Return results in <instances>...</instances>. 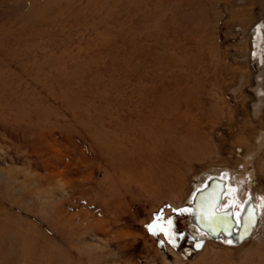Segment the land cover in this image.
<instances>
[{
    "label": "rangeland",
    "instance_id": "obj_1",
    "mask_svg": "<svg viewBox=\"0 0 264 264\" xmlns=\"http://www.w3.org/2000/svg\"><path fill=\"white\" fill-rule=\"evenodd\" d=\"M225 171L264 201V0H0V264H264V207L189 258Z\"/></svg>",
    "mask_w": 264,
    "mask_h": 264
},
{
    "label": "water",
    "instance_id": "obj_2",
    "mask_svg": "<svg viewBox=\"0 0 264 264\" xmlns=\"http://www.w3.org/2000/svg\"><path fill=\"white\" fill-rule=\"evenodd\" d=\"M230 179V172H220L208 177L192 194L188 225L203 237L198 240L188 233V241L196 245L189 258L200 253L208 240L239 247L258 230L261 213L256 198L247 194L242 199L236 191L238 186L230 195Z\"/></svg>",
    "mask_w": 264,
    "mask_h": 264
},
{
    "label": "bare ground",
    "instance_id": "obj_3",
    "mask_svg": "<svg viewBox=\"0 0 264 264\" xmlns=\"http://www.w3.org/2000/svg\"><path fill=\"white\" fill-rule=\"evenodd\" d=\"M205 182H203V183H201L200 185H198L196 188L197 189H200L202 186H203V184H204ZM232 192H234V188H233V185L231 184V182H230V195H232ZM228 201H230V198H229V200ZM257 202H258V206H259V209H260V213L262 214V207H264L263 205H264V201H263V199H262V196H261V198L259 199V200H257ZM190 204H191V201H190ZM226 204V202L224 203V205ZM193 234H194V236H196V239H201L202 237H203V234L202 233H198V232H196L195 230L193 231Z\"/></svg>",
    "mask_w": 264,
    "mask_h": 264
}]
</instances>
